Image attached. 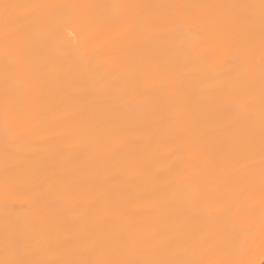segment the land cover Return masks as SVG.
<instances>
[{"label":"snow or ice","instance_id":"1","mask_svg":"<svg viewBox=\"0 0 264 264\" xmlns=\"http://www.w3.org/2000/svg\"><path fill=\"white\" fill-rule=\"evenodd\" d=\"M0 264H264V0H0Z\"/></svg>","mask_w":264,"mask_h":264},{"label":"bare ground","instance_id":"2","mask_svg":"<svg viewBox=\"0 0 264 264\" xmlns=\"http://www.w3.org/2000/svg\"><path fill=\"white\" fill-rule=\"evenodd\" d=\"M69 39L71 38L70 36L68 37ZM257 261H259V256L256 257Z\"/></svg>","mask_w":264,"mask_h":264}]
</instances>
